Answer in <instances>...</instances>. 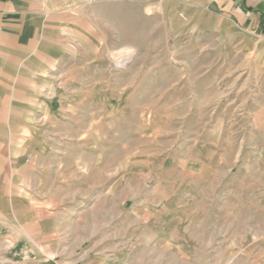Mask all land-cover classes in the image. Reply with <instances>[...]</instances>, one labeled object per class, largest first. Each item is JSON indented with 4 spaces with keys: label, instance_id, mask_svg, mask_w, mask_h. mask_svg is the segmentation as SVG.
I'll use <instances>...</instances> for the list:
<instances>
[{
    "label": "rangeland",
    "instance_id": "obj_1",
    "mask_svg": "<svg viewBox=\"0 0 264 264\" xmlns=\"http://www.w3.org/2000/svg\"><path fill=\"white\" fill-rule=\"evenodd\" d=\"M63 1L0 89V264H264V0Z\"/></svg>",
    "mask_w": 264,
    "mask_h": 264
},
{
    "label": "crops",
    "instance_id": "obj_2",
    "mask_svg": "<svg viewBox=\"0 0 264 264\" xmlns=\"http://www.w3.org/2000/svg\"><path fill=\"white\" fill-rule=\"evenodd\" d=\"M249 1L208 0L205 7L210 10H235L241 15L246 13V3L250 7ZM66 3L63 0H0V89L6 87L24 93L29 90V83L38 81L34 72L30 71L29 59L35 63L40 58L38 46L33 45L37 44V37L42 35L48 22L42 13L61 9ZM14 100L11 96L5 105H14ZM20 101L18 104L15 102V106L24 107L27 103L24 98Z\"/></svg>",
    "mask_w": 264,
    "mask_h": 264
}]
</instances>
